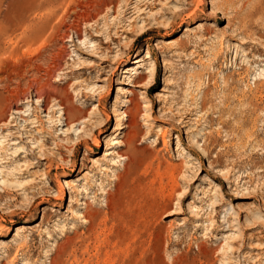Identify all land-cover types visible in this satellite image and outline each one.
I'll return each instance as SVG.
<instances>
[{"label":"rangeland","instance_id":"1","mask_svg":"<svg viewBox=\"0 0 264 264\" xmlns=\"http://www.w3.org/2000/svg\"><path fill=\"white\" fill-rule=\"evenodd\" d=\"M19 1L0 0V19H18ZM48 11L54 28L34 52L0 66L38 55L54 74L42 92L82 117L64 125L56 101L44 111L30 91L0 123V264H264V0H58ZM146 51L135 87L122 70ZM129 97L137 123L115 136ZM127 137L137 168L108 210L102 191L125 162L113 141ZM68 173L73 195L60 198ZM84 202L99 211L88 223Z\"/></svg>","mask_w":264,"mask_h":264},{"label":"bare ground","instance_id":"2","mask_svg":"<svg viewBox=\"0 0 264 264\" xmlns=\"http://www.w3.org/2000/svg\"><path fill=\"white\" fill-rule=\"evenodd\" d=\"M17 1V0H16ZM33 2H35L34 0H20L18 2V14L19 16L16 15V13H14L16 15V17H18V19L16 20H11L8 15H3L2 19H0V56L4 55L5 53H8V57L12 58V60H14L16 63L17 61H19L21 59V55L18 53L19 52V48H23L25 47V51L23 49V51L21 52L22 55H31L33 52L29 51L30 47L33 46V44H35L38 40H40L41 38H43L42 36L44 35V33L46 31L52 30L53 24L52 21L55 18V13L51 12H44L46 10V8L52 6L53 4H55L56 2H58V0H42V2L39 5V9L40 11H42V13L40 14L39 18L35 21V20H31V19H27L26 17V13H29V11L32 9V7H34ZM33 4V6H32ZM105 4V2H104ZM10 5V4H9ZM8 6V5H7ZM11 6V5H10ZM86 7V6H85ZM10 8V7H9ZM15 9V8H14ZM98 9V8H97ZM96 9V10H97ZM10 10V9H9ZM13 10V7H12ZM11 10V11H12ZM20 10V12H19ZM9 12V11H8ZM14 12V11H12ZM11 12V13H12ZM73 12V11H72ZM80 12V11H79ZM90 12V11H89ZM99 12V9L96 11V13ZM61 14V13H60ZM1 15V16H2ZM5 15V16H4ZM67 16V15H66ZM93 16V15H92ZM91 16V17H92ZM14 19V16H12ZM65 17V16H63ZM93 18V17H92ZM90 19V18H89ZM56 20V19H55ZM14 21V22H13ZM16 21V22H15ZM85 21V20H84ZM88 21V20H87ZM17 29L18 27L24 26L22 33L19 35V45L17 44V41L15 43V45L8 50L6 45H5V37L6 36H11L12 33L15 34L16 29L13 30V26ZM12 26V28H10ZM57 30V29H56ZM17 31V30H16ZM184 31H187V28H185ZM60 32V31H59ZM47 33V32H46ZM45 36V35H44ZM13 37V35H12ZM48 37V36H47ZM49 38V37H48ZM51 38V37H50ZM18 39V38H17ZM62 39V38H61ZM67 40V39H66ZM80 40V38H79ZM42 41V40H41ZM38 41V42H41ZM51 41V40H50ZM47 42V41H46ZM196 43V42H195ZM47 45V44H46ZM36 47V46H35ZM32 48V47H31ZM42 49V48H41ZM31 50V49H30ZM40 50V49H39ZM26 53V54H25ZM219 54V53H218ZM4 57V56H3ZM30 57V56H29ZM28 57V58H29ZM38 55L35 56L34 58L25 61V64L22 66L23 62H21L22 64H20V62H18V64H20L22 67H18V66H11L9 67L8 64L7 67H9L8 69L6 67H4L5 69H2L3 67H1L0 69V89L5 93L4 99L3 101L0 103V123H3L7 116L6 113L7 111H12L13 109L18 110L17 105L21 102L24 101L25 99H27L29 97V93L30 91H33L35 98L38 100H42L43 99V110H48L49 104L50 102L47 101V99H54L56 101V104H54L55 106H58L60 109L63 110V114H64V121L65 124L64 125H68V124H72L75 123L72 122L73 119L78 116L77 114H82L79 110H77L75 107H71L68 103V98L66 96L64 97H58L56 98V94L55 92H49V93H44L42 91H44L43 88L46 87L48 80L50 81V79L53 78L54 74H53V69L50 66H47L46 68H43L42 65L40 64H36V61L38 59ZM50 57V56H49ZM151 56L149 55L148 51L145 52L143 58H141L140 56H135L133 57V60L131 61L132 64H137V68L132 69L130 67V65H125L123 67L122 72L125 73L127 71L133 70V74H134V86L135 87H142L143 84H145V80H146V76L138 71V68H142L143 66H140V64L146 60L149 59ZM24 58V57H22ZM25 59V58H24ZM144 59V60H143ZM14 62V63H15ZM2 62H0L1 64ZM53 63V62H52ZM16 64V65H18ZM44 64V63H43ZM3 65V64H1ZM15 65V64H14ZM19 65V66H20ZM7 69V70H6ZM148 72L149 75L154 73L155 67L154 64L150 63L148 66ZM42 72V73H41ZM147 73V72H146ZM211 76V75H210ZM56 78V77H55ZM230 78V77H229ZM54 79V78H53ZM57 79V78H56ZM209 80V79H208ZM224 80V79H223ZM223 86V85H222ZM226 86V85H225ZM232 87V86H231ZM53 88V87H52ZM61 89V88H60ZM67 89V88H66ZM65 89V90H66ZM119 89V88H117ZM64 91V90H63ZM61 92V91H60ZM64 93V92H63ZM242 94V93H241ZM229 95V94H227ZM251 99V98H250ZM52 101V100H50ZM54 101V102H55ZM127 102L129 104L128 108L126 109L125 112L121 113L120 119H122L124 116H126V120L127 122L125 124H122L121 122H119L115 129H114V135L118 136L121 131L125 128H129V127H134L135 120H134V114L136 112L137 107L139 106L134 97H129L127 99ZM98 105V104H97ZM200 108V107H199ZM51 109V108H50ZM135 110V112H133ZM49 111V110H48ZM225 111V110H224ZM193 113V112H192ZM85 114V113H84ZM137 115V114H135ZM80 117V116H78ZM82 117V115H81ZM85 117V116H84ZM136 117V116H135ZM37 119V118H36ZM81 119V118H80ZM79 119V120H80ZM38 120V119H37ZM39 121V120H38ZM41 121V119H40ZM78 122V121H77ZM76 122V123H77ZM134 131V129H133ZM132 132V131H131ZM134 134V133H133ZM136 134V133H135ZM138 134V133H137ZM127 135V134H126ZM134 136V135H133ZM134 141L135 138L134 137H127L124 138L123 140H114V144H119L120 146H124L125 150H123L120 153V157L122 159L125 160V162L123 163V170L120 172H116L113 178V187H114V191H107L104 190L102 191V196H103V201H104V205L103 207L105 209H111L113 202H114V196L115 193H118L119 191H121L122 189L124 190L126 187V181L128 179V177L135 171L137 166H135L134 168H131L130 166V162H128L129 157L131 156V152L135 153L137 150V147L134 146ZM210 141V140H209ZM99 141L96 139V144ZM136 144V142H135ZM176 146H179V143L176 142ZM108 151V150H106ZM110 152H106L104 155H109ZM135 155V154H134ZM133 155V156H134ZM40 160H43V158H41ZM39 164V162H37ZM166 164V163H165ZM164 164V165H165ZM74 165L72 164L71 168H70V172H72L74 170ZM163 167V166H162ZM168 168V167H167ZM170 168V167H169ZM172 170L175 171L176 165H174L172 168ZM170 169V170H171ZM169 170V169H168ZM176 172V171H175ZM155 173V172H154ZM68 176L63 177L61 179L58 180V183L60 185L58 193H59V197L63 198V196H65V192L66 189L69 191L70 195L72 196L73 194V188L74 186L71 184L70 180L68 179L71 174L68 173ZM164 175V174H163ZM176 175V174H175ZM137 177V176H136ZM139 177V176H138ZM146 178V177H145ZM150 179V178H149ZM133 180V179H132ZM174 180V179H173ZM139 181V179H138ZM176 181V180H175ZM173 183L172 187L171 185L169 187H171V191L168 192V194H174L177 193L178 190V184L177 182ZM142 182V181H141ZM168 182V181H167ZM128 184V183H127ZM130 184V183H129ZM138 184V183H137ZM140 184V182H139ZM138 184V185H139ZM165 184V183H164ZM152 185V184H151ZM137 186V185H136ZM148 186V185H147ZM128 187V186H127ZM139 187V186H138ZM161 188V187H160ZM166 188V187H165ZM164 191V190H163ZM167 192V191H165ZM147 196V195H146ZM132 197V196H131ZM141 197V196H140ZM170 198V197H169ZM147 199V198H146ZM138 200V199H137ZM141 201V200H140ZM155 201V200H154ZM159 202V201H158ZM190 203V202H189ZM84 204V211L82 212L81 216L84 220V222H91V219L93 220L94 217H96V215H98L99 211H94L91 212L90 211V207L88 206L87 202L82 203ZM103 204V203H102ZM149 204V203H148ZM129 207V205H128ZM130 209V208H129ZM128 209V210H129ZM149 209V208H148ZM158 209V207H157ZM156 210V209H155ZM146 211V210H145ZM144 211V212H145ZM117 212V211H115ZM120 213V212H119ZM100 216V215H99ZM128 216V215H127ZM166 216V215H165ZM163 217V216H162ZM101 218V217H100ZM146 218V217H145ZM97 222V221H96ZM95 222V223H96ZM127 222V221H126ZM94 224V223H93ZM112 224V222H111ZM96 225V224H95ZM100 225V223H99ZM123 226V225H122ZM15 233L16 235H20L23 232L24 226L22 224H19L17 226H15ZM91 228V225H90ZM126 231V230H125ZM77 235V234H76ZM123 235V234H122ZM22 245V244H21ZM20 246V245H18ZM59 252V251H58Z\"/></svg>","mask_w":264,"mask_h":264}]
</instances>
